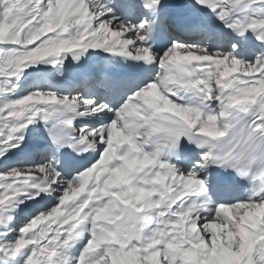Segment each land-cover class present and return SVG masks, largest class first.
Here are the masks:
<instances>
[{"label":"snow or ice","instance_id":"1","mask_svg":"<svg viewBox=\"0 0 264 264\" xmlns=\"http://www.w3.org/2000/svg\"><path fill=\"white\" fill-rule=\"evenodd\" d=\"M0 264H264V0H0Z\"/></svg>","mask_w":264,"mask_h":264}]
</instances>
